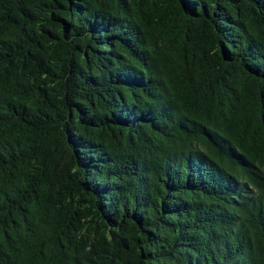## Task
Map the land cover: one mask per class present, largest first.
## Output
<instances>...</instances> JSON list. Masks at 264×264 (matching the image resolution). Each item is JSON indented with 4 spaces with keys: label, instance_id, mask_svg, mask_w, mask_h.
Returning <instances> with one entry per match:
<instances>
[{
    "label": "trees",
    "instance_id": "16d2710c",
    "mask_svg": "<svg viewBox=\"0 0 264 264\" xmlns=\"http://www.w3.org/2000/svg\"><path fill=\"white\" fill-rule=\"evenodd\" d=\"M0 264H264V0H0Z\"/></svg>",
    "mask_w": 264,
    "mask_h": 264
}]
</instances>
